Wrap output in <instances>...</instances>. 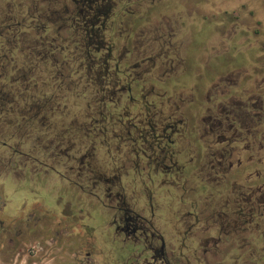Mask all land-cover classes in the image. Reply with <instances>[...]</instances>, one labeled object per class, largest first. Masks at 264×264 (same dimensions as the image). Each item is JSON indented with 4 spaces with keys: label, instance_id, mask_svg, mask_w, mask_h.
Wrapping results in <instances>:
<instances>
[{
    "label": "flooded vegetation",
    "instance_id": "1",
    "mask_svg": "<svg viewBox=\"0 0 264 264\" xmlns=\"http://www.w3.org/2000/svg\"><path fill=\"white\" fill-rule=\"evenodd\" d=\"M88 2L90 27L117 29L108 39L123 45L105 86L119 93L103 135L116 155L106 177L80 166L65 181L76 194L58 216L27 209L26 231L50 236L40 253L54 244L58 264H264V0ZM124 95L145 111L130 115ZM130 172L140 180H123Z\"/></svg>",
    "mask_w": 264,
    "mask_h": 264
},
{
    "label": "trees",
    "instance_id": "2",
    "mask_svg": "<svg viewBox=\"0 0 264 264\" xmlns=\"http://www.w3.org/2000/svg\"><path fill=\"white\" fill-rule=\"evenodd\" d=\"M71 3L47 22L36 0L24 8L19 2L16 13L0 9V136L14 139L15 159L33 168L47 166L41 156L60 157L81 137H103L110 101H118L119 93L105 88L118 77L116 44L90 27L88 0L80 11ZM60 136L67 145L58 146Z\"/></svg>",
    "mask_w": 264,
    "mask_h": 264
},
{
    "label": "rangeland",
    "instance_id": "3",
    "mask_svg": "<svg viewBox=\"0 0 264 264\" xmlns=\"http://www.w3.org/2000/svg\"><path fill=\"white\" fill-rule=\"evenodd\" d=\"M31 1L0 0V9L9 6L15 12L16 4L21 2L24 8L28 6L27 2ZM36 2L39 4V9L45 13L44 22H47L51 12L61 9L63 6L74 8L71 0H36ZM93 6L96 8V4ZM18 14L20 16V13ZM28 31L30 32L28 37L33 38L31 37L33 31ZM114 31L111 34L106 33V37H116L118 30L114 29ZM122 46L115 45L116 54L122 51ZM126 46L130 49L133 48L131 44ZM130 53H133V50ZM127 57L128 62H135L138 59L136 54H130V56L128 54ZM135 72L140 73L141 71L137 69ZM147 94L148 100L151 99V95ZM133 95L139 100V93L135 91ZM123 102L122 106L128 105L127 111L132 116L137 115L139 111H145L140 107V104L128 102L126 95L123 96ZM123 115H125L124 112ZM82 125L80 124V127ZM3 140L7 143L6 146L3 144ZM79 140V144L67 145L66 139L60 136L58 146L67 145L64 153L56 158L41 156L47 166L33 168L31 165L24 164L25 158L15 159L12 149L15 146L14 139L4 137V135L0 136V264H58L56 255L58 250L54 244L50 246V251L47 253H40V246H43L45 238L48 239L50 236L46 237L42 230L39 231V227L33 233L27 232L25 218L27 211H31L27 210L30 208L40 217L58 216L67 197L70 199L67 201L73 202L71 200L76 194V189L65 181L80 180L78 178L81 171L80 166L84 172L89 170L90 177L95 180L109 174L107 160H109V156L116 155V152L113 149L110 153L108 152L104 137L89 135L81 137ZM80 160H82V164L79 163ZM131 179L140 180V177L132 172L123 177V180L126 181ZM44 224H49V221ZM51 226L54 224L50 223V229L45 231L47 235L54 236ZM16 229L21 230L20 234L14 231Z\"/></svg>",
    "mask_w": 264,
    "mask_h": 264
}]
</instances>
